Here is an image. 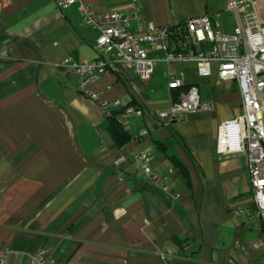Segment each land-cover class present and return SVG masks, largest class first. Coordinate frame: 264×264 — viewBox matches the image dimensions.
Wrapping results in <instances>:
<instances>
[{
	"label": "crops",
	"instance_id": "0c3cea01",
	"mask_svg": "<svg viewBox=\"0 0 264 264\" xmlns=\"http://www.w3.org/2000/svg\"><path fill=\"white\" fill-rule=\"evenodd\" d=\"M96 11L126 12L131 0H81ZM139 0L144 21L164 26L208 15L231 33L264 0ZM131 27L134 23L131 22ZM98 31L76 5L57 0H0V244L5 264H30L39 248L57 264H257L261 237L238 210L251 202L247 157H219L217 126L241 114L235 81L200 77L167 63L159 50L147 79L109 70L87 86L100 99L126 98L143 110L117 143L107 117L79 89L71 65L96 58ZM198 88L212 104L185 121L157 116L177 91ZM240 110V113L237 111ZM238 113V114H237ZM145 152L167 190L135 171Z\"/></svg>",
	"mask_w": 264,
	"mask_h": 264
},
{
	"label": "built area",
	"instance_id": "2783aa9c",
	"mask_svg": "<svg viewBox=\"0 0 264 264\" xmlns=\"http://www.w3.org/2000/svg\"><path fill=\"white\" fill-rule=\"evenodd\" d=\"M72 5L77 6L82 22L99 33L96 58L71 65L72 71L80 78L79 89L99 106L106 117L117 111V122L126 131L130 129L131 118L143 115L139 105L126 98L102 100L98 93L88 91L87 86L109 70H132L140 78H149L156 62L149 57L150 52L159 50L163 54L162 60L167 63L192 65L200 77L208 76L212 63H215L220 80L237 83L241 114L218 124L214 150L219 157L235 153H244L247 157L251 202L238 212L259 230L262 243L257 264H264V24L253 11H249L231 33L213 26L208 15L158 26L142 19L139 0H131L126 12L96 11L81 0H57L60 9ZM237 5L231 0L227 7L236 9ZM183 84L180 77H171L167 87L177 94L169 109L157 116L167 118L169 122H182L189 113L212 107L210 102L200 99L196 86L182 89ZM146 133L147 129L142 128L132 134L131 139ZM133 157L139 176L167 190L164 178L152 169L147 153L136 152ZM7 252L8 248L0 244V264H5ZM30 264L57 263L45 249L39 248L32 255Z\"/></svg>",
	"mask_w": 264,
	"mask_h": 264
},
{
	"label": "trees",
	"instance_id": "16d2710c",
	"mask_svg": "<svg viewBox=\"0 0 264 264\" xmlns=\"http://www.w3.org/2000/svg\"><path fill=\"white\" fill-rule=\"evenodd\" d=\"M117 114H118L117 111H113L111 115L107 117L109 124V131L115 142L122 143L125 140L131 138V135L129 134L128 131L124 130L122 126L117 122L116 119Z\"/></svg>",
	"mask_w": 264,
	"mask_h": 264
},
{
	"label": "rangeland",
	"instance_id": "374dc122",
	"mask_svg": "<svg viewBox=\"0 0 264 264\" xmlns=\"http://www.w3.org/2000/svg\"><path fill=\"white\" fill-rule=\"evenodd\" d=\"M237 112H238V113H240V110H239V111H237ZM238 113H237V114H238Z\"/></svg>",
	"mask_w": 264,
	"mask_h": 264
}]
</instances>
